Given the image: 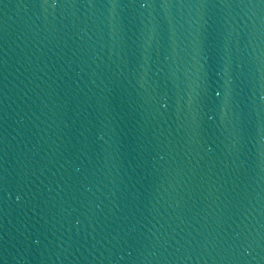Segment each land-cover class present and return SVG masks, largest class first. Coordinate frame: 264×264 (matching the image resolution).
<instances>
[{"label":"water","instance_id":"obj_1","mask_svg":"<svg viewBox=\"0 0 264 264\" xmlns=\"http://www.w3.org/2000/svg\"><path fill=\"white\" fill-rule=\"evenodd\" d=\"M0 264H264V0H0Z\"/></svg>","mask_w":264,"mask_h":264}]
</instances>
